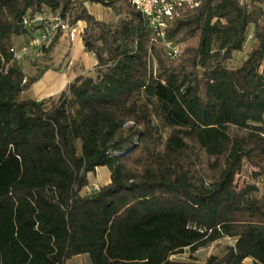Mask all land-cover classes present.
Instances as JSON below:
<instances>
[{
    "label": "trees",
    "instance_id": "obj_1",
    "mask_svg": "<svg viewBox=\"0 0 264 264\" xmlns=\"http://www.w3.org/2000/svg\"><path fill=\"white\" fill-rule=\"evenodd\" d=\"M199 1L167 27L185 44L170 61L128 0H0V264H198L224 239L204 264H264V199L235 182L246 165L264 180V0ZM44 9L86 24L96 65L57 98L22 99L51 68L25 74L13 39ZM104 167L109 184L82 195Z\"/></svg>",
    "mask_w": 264,
    "mask_h": 264
},
{
    "label": "rangeland",
    "instance_id": "obj_2",
    "mask_svg": "<svg viewBox=\"0 0 264 264\" xmlns=\"http://www.w3.org/2000/svg\"><path fill=\"white\" fill-rule=\"evenodd\" d=\"M121 6V4H119ZM87 9V8H86ZM90 14L94 15L95 20L104 23L116 22L123 14L116 12L110 8L103 7L101 5H90ZM59 15H53L48 9H44L42 17L45 18V22L53 20L54 17ZM79 23V22H78ZM75 24V36L72 39L68 33L57 32L51 35L48 41L45 42V48L49 51L45 53L41 46L39 47H27L26 52L22 51V48L29 46V39L26 37H20L13 39V47L16 58L20 61L23 71L28 76H34L37 72V68L43 66H49L50 71L65 70L66 74L72 76H88L92 73V63L95 62V57L92 53L88 52L83 44V25ZM252 34L251 28L249 29V35ZM100 46V44H97ZM179 45V44H178ZM180 50L185 48V44L181 43ZM241 55H237L239 58ZM94 69V68H93ZM55 74V73H54ZM61 74L62 71H61ZM76 77V78H77ZM42 86H47L46 82L41 83ZM40 85H34L28 93L24 96L25 98H33L35 88ZM48 87V86H47ZM57 96L51 98H57ZM50 99V98H48ZM47 100V99H45ZM206 164V158L203 157L201 166L204 167ZM253 169L250 166H245L243 171L236 177L235 182L239 187L246 184H251L257 188V197L264 199V180L255 179L253 177ZM110 182V172L107 168H97L93 174L88 176V186L84 188L81 194H87L92 192L95 188H102L108 185ZM234 240L224 239L219 242L212 244L210 247L197 251L193 256L198 264H204L209 257H222L228 246H232ZM175 261L186 262L189 260V251L185 250L183 254L177 255L173 258ZM69 264H91L87 255L75 257L70 260ZM243 264H252L251 259H246Z\"/></svg>",
    "mask_w": 264,
    "mask_h": 264
},
{
    "label": "built area",
    "instance_id": "obj_3",
    "mask_svg": "<svg viewBox=\"0 0 264 264\" xmlns=\"http://www.w3.org/2000/svg\"><path fill=\"white\" fill-rule=\"evenodd\" d=\"M130 5L147 21L152 34L154 44L164 49L165 56L170 61H175L180 53V46L167 39L166 30L168 25L178 18L185 9H193L200 4L199 0H128ZM23 24L29 28L32 25H39L40 28L32 32L29 46L22 48L26 52L27 47H39L57 32L68 33L73 39L76 33L75 25L71 26L67 19L56 16L53 20L45 22L42 16L24 19ZM14 52V49L11 50ZM15 53V52H14ZM98 191L99 188H95Z\"/></svg>",
    "mask_w": 264,
    "mask_h": 264
},
{
    "label": "crops",
    "instance_id": "obj_4",
    "mask_svg": "<svg viewBox=\"0 0 264 264\" xmlns=\"http://www.w3.org/2000/svg\"><path fill=\"white\" fill-rule=\"evenodd\" d=\"M90 5H96V4H85V7L89 11H90ZM96 6H99V5H96ZM92 16L95 17L94 15H92ZM78 24L83 25L82 28L85 29L86 24L84 22H79ZM94 67H95V62L92 63V67L89 69L93 70ZM263 68H264V64H263ZM61 71L63 74H61ZM76 77L77 76H72L71 74H66L65 70H60V71H56V72L48 71L47 73H45V75L42 77V79L39 82L34 84L36 86V85H40L42 82L43 83L46 82L48 87L42 86V84H41V86H38L37 88H35V93H34L33 98H25L24 97L28 93L29 90L27 92H24L21 95V98L22 99H32L35 101H42V100L57 96L61 92L65 91V89L68 87V85ZM174 257L175 256H173L172 259Z\"/></svg>",
    "mask_w": 264,
    "mask_h": 264
}]
</instances>
